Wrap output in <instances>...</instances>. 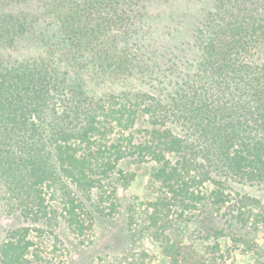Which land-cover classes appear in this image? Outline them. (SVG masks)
I'll return each instance as SVG.
<instances>
[{"label":"trees","instance_id":"obj_1","mask_svg":"<svg viewBox=\"0 0 264 264\" xmlns=\"http://www.w3.org/2000/svg\"><path fill=\"white\" fill-rule=\"evenodd\" d=\"M169 1L0 0V222L31 224L0 225V264L32 263V229L81 235L86 215H122L127 162L149 168L153 195L127 224L142 220L168 264L223 263V229L202 245L171 235L231 197L232 241L264 263L263 198L240 192L264 193V0H211L192 41L171 45L144 29L147 6ZM24 43L42 53L8 56Z\"/></svg>","mask_w":264,"mask_h":264},{"label":"rangeland","instance_id":"obj_2","mask_svg":"<svg viewBox=\"0 0 264 264\" xmlns=\"http://www.w3.org/2000/svg\"><path fill=\"white\" fill-rule=\"evenodd\" d=\"M30 10L32 6L28 7ZM211 0H171L169 2L152 3L147 6L146 23L144 26L150 38L158 37L168 44L182 40L188 43L193 39V33L206 19L212 10ZM36 10V7H33ZM40 10V9H39ZM18 12L17 10L13 11ZM51 22L48 19L37 22L38 30L52 32ZM194 31V32H193ZM26 43V42H25ZM17 45V48L10 50L7 54L10 58L21 59L23 57H33L42 53L41 49L30 46V44ZM177 44V43H176ZM187 58L191 56L187 54ZM124 169L128 172L136 173L135 180L124 189L118 190L119 202L123 204L122 215L107 216L90 220L86 215V228L81 235L69 232L61 222V226L54 225L51 229L43 227L42 232L31 231L36 249H32L29 258L31 264H168V259L162 253V249L157 243H153L144 231L146 225L142 220L136 219L135 225L129 228L127 224V212L132 208L137 216L144 217L143 208L148 200L153 198L149 187V168L140 166L139 168L129 162L125 163ZM241 194L263 198L264 193L256 188H241ZM48 203L59 205L57 201L50 200V193L46 195ZM234 197L226 199L225 205L218 210L205 224L192 223L176 228L175 238H183L184 242L195 241L196 245L212 242L211 237L205 239V228L209 227L223 229L230 237L222 241L221 251L215 253L216 258L222 264H256L250 255L243 256L237 251V244L233 242L235 235L233 227L227 220L236 210ZM66 224V223H64ZM2 229L18 226H31L23 220L15 217L3 218L0 222ZM202 225V226H201ZM38 227V226H37ZM145 233H144V232ZM57 235V237H55ZM258 242L264 247V235L258 234ZM37 254L38 257H35ZM144 259V261L142 260ZM264 264V263H260Z\"/></svg>","mask_w":264,"mask_h":264}]
</instances>
